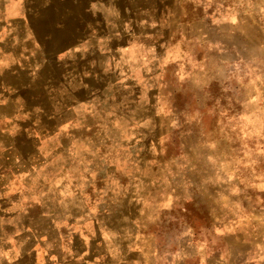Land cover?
Instances as JSON below:
<instances>
[{
	"label": "rangeland",
	"instance_id": "rangeland-1",
	"mask_svg": "<svg viewBox=\"0 0 264 264\" xmlns=\"http://www.w3.org/2000/svg\"><path fill=\"white\" fill-rule=\"evenodd\" d=\"M0 264H264V0H0Z\"/></svg>",
	"mask_w": 264,
	"mask_h": 264
}]
</instances>
